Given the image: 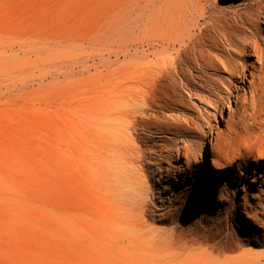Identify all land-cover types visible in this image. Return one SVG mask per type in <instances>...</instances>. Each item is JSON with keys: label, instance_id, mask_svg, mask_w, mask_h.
<instances>
[{"label": "rangeland", "instance_id": "obj_1", "mask_svg": "<svg viewBox=\"0 0 264 264\" xmlns=\"http://www.w3.org/2000/svg\"><path fill=\"white\" fill-rule=\"evenodd\" d=\"M144 3L0 0V264H247L264 256V245L251 242L264 240L262 229L249 225L240 208L231 218L216 215L229 177L213 188L195 185L197 209L185 216L194 231L185 241L169 224L150 222L165 234L135 252L116 247L115 213L98 191L100 106L121 104L119 97L128 95L138 99L132 109L152 106L160 122L170 115L160 107L184 109L192 140L201 141L207 120L214 122L224 103L225 117L206 149L223 161H236L237 148L256 136L264 114L255 53L228 46L208 18L192 29L195 47L149 48ZM249 5L227 8L224 17ZM237 89L240 98L228 112L225 103ZM140 133L161 137L155 129ZM263 175L248 180L249 192L264 190ZM243 193L236 190V197Z\"/></svg>", "mask_w": 264, "mask_h": 264}, {"label": "bare ground", "instance_id": "obj_2", "mask_svg": "<svg viewBox=\"0 0 264 264\" xmlns=\"http://www.w3.org/2000/svg\"><path fill=\"white\" fill-rule=\"evenodd\" d=\"M246 1H251L252 5L243 12L233 11L224 17L227 8H237ZM143 10L144 41L149 48L163 46L169 49L177 42L195 47L196 38L191 34L192 29L199 24V20L208 18L209 29L218 30L228 46L255 53L260 70L256 91L264 106V0H145ZM225 62L228 63L229 58ZM204 68L212 70L208 65ZM205 83H213L211 74L206 77ZM243 91H246L245 87ZM119 98L121 104L113 100L107 107L98 108V191L115 213L113 236L120 251H138L142 243L165 234L153 228L150 222L169 224L172 231L179 232L178 240L185 241L194 231L185 216L189 209L193 212L197 209L193 199L195 185L213 188L219 181L226 184L227 177L230 178L228 186L217 198L220 208L216 215L231 218L235 209L240 208L247 223L261 227L264 236V190L253 193L248 187V180H253L264 171V114L261 115L256 136L237 148L236 161H223L216 157L214 148L210 154L206 149L219 131L218 118L225 117L224 103L217 106L215 121L207 120L206 128L201 130L203 138L200 141L196 138L192 140L193 122L184 109L160 107L170 112L160 122L158 113L150 114L152 106L132 109L139 105L136 103L138 99L135 101L133 98L131 102L128 95ZM239 98L237 89L225 103L228 112ZM151 129L161 134L158 140L141 136V130ZM241 161L242 165L239 164ZM206 164L211 167L208 172H205ZM235 164L239 168L234 174ZM240 188L244 193L236 197V190ZM207 193L212 194L211 191ZM250 199L251 203H248ZM227 203L230 206H226ZM203 208L204 205L201 206ZM177 225L179 228L176 229ZM222 242L229 245L228 236ZM251 242L264 245V240L260 239ZM157 243L162 245L161 240ZM262 260L264 256L249 258L247 264H260Z\"/></svg>", "mask_w": 264, "mask_h": 264}]
</instances>
